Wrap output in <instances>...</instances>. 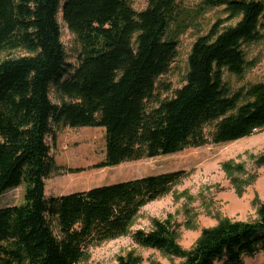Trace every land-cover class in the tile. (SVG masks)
Segmentation results:
<instances>
[{"label": "trees", "instance_id": "16d2710c", "mask_svg": "<svg viewBox=\"0 0 264 264\" xmlns=\"http://www.w3.org/2000/svg\"><path fill=\"white\" fill-rule=\"evenodd\" d=\"M132 1L0 0V55L28 53L0 61V197L25 187L22 205L0 207V264H80L91 247L127 236L140 211L188 175L164 173L47 198L53 126L104 128L101 169L229 144L264 129V83L233 94L224 82L225 70L243 77V47L263 39V2L209 0V7L226 8L227 20H240L226 29L218 21L200 37L186 84L160 100L158 80L178 56L179 42L166 39L178 0H150L142 12ZM60 14L82 44L77 67L67 62ZM52 88L68 101L55 105ZM256 163L264 166V154ZM224 169L244 172L231 164ZM133 240L180 264H264V204L256 222L222 221L189 250L169 220H154ZM141 262L128 253L117 264Z\"/></svg>", "mask_w": 264, "mask_h": 264}, {"label": "rangeland", "instance_id": "374dc122", "mask_svg": "<svg viewBox=\"0 0 264 264\" xmlns=\"http://www.w3.org/2000/svg\"><path fill=\"white\" fill-rule=\"evenodd\" d=\"M208 1L178 0L166 36L167 40L179 42L178 56L169 73L158 80L157 94L160 100L173 98L176 91L186 84L188 60L195 42L208 35L218 21H222V29H226L235 26L240 20H227L229 14L226 8L209 7ZM254 1L264 3V0ZM149 2L133 0L132 8L136 12L145 11ZM59 22L67 62L77 67L82 44L63 22L61 14ZM260 33L263 38L260 42L243 47L248 63L243 77L238 78L224 71V82L233 94L264 83V18L260 22ZM26 55L28 53L23 50L5 52L0 55V61ZM51 100L57 106L68 101L54 88L51 90ZM149 106L153 108L157 104ZM52 130V134L47 137V144L54 170L46 181L47 198L164 173L185 171L188 174L171 193L140 211L127 236L91 247L87 260L80 264H117L118 258L128 253L142 258L140 264H180L182 259L140 247L134 242V233L139 230L150 231L154 220H169L178 234L179 244L186 250L194 247L203 230L215 228L222 221L254 223L258 220V211L264 204V166H258L256 162L264 154V129L229 144L210 143L172 155L125 162L102 169L96 166L106 157L104 128L57 125ZM212 130L210 127L207 132L211 133ZM225 164L243 166L244 172L230 174L225 171ZM252 176H255L254 181ZM24 194V186L6 192L0 197V207L22 205ZM257 259L261 260L262 256ZM246 264L253 263L247 260Z\"/></svg>", "mask_w": 264, "mask_h": 264}]
</instances>
